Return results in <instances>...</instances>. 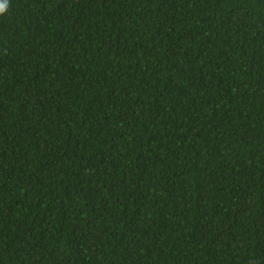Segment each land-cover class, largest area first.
I'll list each match as a JSON object with an SVG mask.
<instances>
[{"label": "trees", "instance_id": "16d2710c", "mask_svg": "<svg viewBox=\"0 0 264 264\" xmlns=\"http://www.w3.org/2000/svg\"><path fill=\"white\" fill-rule=\"evenodd\" d=\"M0 264H264V0H7Z\"/></svg>", "mask_w": 264, "mask_h": 264}, {"label": "clouds", "instance_id": "9594fccd", "mask_svg": "<svg viewBox=\"0 0 264 264\" xmlns=\"http://www.w3.org/2000/svg\"><path fill=\"white\" fill-rule=\"evenodd\" d=\"M0 14H3L5 12V9L7 7V0H0Z\"/></svg>", "mask_w": 264, "mask_h": 264}, {"label": "snow or ice", "instance_id": "6c2138e0", "mask_svg": "<svg viewBox=\"0 0 264 264\" xmlns=\"http://www.w3.org/2000/svg\"><path fill=\"white\" fill-rule=\"evenodd\" d=\"M0 6H2V5H0Z\"/></svg>", "mask_w": 264, "mask_h": 264}]
</instances>
